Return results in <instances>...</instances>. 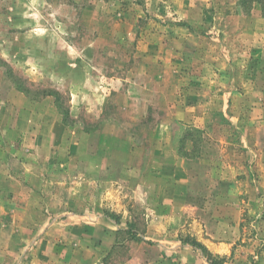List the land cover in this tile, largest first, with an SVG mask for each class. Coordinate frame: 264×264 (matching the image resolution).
Returning <instances> with one entry per match:
<instances>
[{"label":"rangeland","instance_id":"rangeland-1","mask_svg":"<svg viewBox=\"0 0 264 264\" xmlns=\"http://www.w3.org/2000/svg\"><path fill=\"white\" fill-rule=\"evenodd\" d=\"M0 139V264H176L146 191L183 163L241 240L172 239L264 264V0H0Z\"/></svg>","mask_w":264,"mask_h":264},{"label":"crops","instance_id":"crops-1","mask_svg":"<svg viewBox=\"0 0 264 264\" xmlns=\"http://www.w3.org/2000/svg\"><path fill=\"white\" fill-rule=\"evenodd\" d=\"M14 142L16 141L6 139L2 141V139H0L1 167L7 165L5 161H8L9 159L11 160L9 155L13 154V151L4 149L3 147H5L6 144L9 145L10 143H12L11 145L13 146ZM8 163L11 166V161H8ZM1 167V172L5 171L6 173H10V169H7V166L3 167V169H1ZM189 173L190 172L187 165L183 163L181 166H178L177 164L175 170L170 173V177L173 175V182L160 185L154 189L148 188L146 194L151 195L153 193L156 195V203L155 207L148 208L149 211H153V217L151 222H148L147 224L148 229L145 233V238L159 241L165 248H163V250L171 249L172 247L165 244L174 241L175 245L173 247L175 248L176 252L174 253L173 261H177L176 264H210L207 258L198 248L190 244H180L179 238L172 239L174 236V230L178 231L186 228L187 226H191V228H189V232L192 235H195L197 241L205 245V247L211 253L219 254L230 259V256L233 252V246L241 240L240 232L242 228V222L240 218V211L238 210V214L236 215L235 213L234 218H229L228 222H226L227 219H225L223 215L218 213V216L216 217L215 213H211L208 205L204 206V204L199 205L197 203H188L185 194L177 189V185L180 184L185 186L188 184L191 180ZM10 175L11 174H9V176ZM1 177L7 176L3 174ZM25 177L31 178L34 177V174L32 176H27V174H25ZM49 177H51L50 174ZM37 178H39V176ZM43 178H45V176ZM218 190L219 192L217 193H220L222 189L219 187ZM221 193L226 194L224 190H222ZM219 196L220 197L217 199V203L225 204V197H222L221 195ZM103 219L107 225V231L105 234L107 237L106 239H108V236L114 235L113 230L115 228L117 229L118 224L115 223L116 221L114 219ZM100 221V218H96L94 220L95 223ZM121 229H124V227L122 226ZM170 229H172L171 233H169ZM163 250H161L160 257L167 259L171 258L169 256L165 257ZM154 264L169 263H166V261L161 259Z\"/></svg>","mask_w":264,"mask_h":264},{"label":"trees","instance_id":"trees-1","mask_svg":"<svg viewBox=\"0 0 264 264\" xmlns=\"http://www.w3.org/2000/svg\"><path fill=\"white\" fill-rule=\"evenodd\" d=\"M259 2V0H256V2ZM198 249H202L203 253H205L207 260L210 261V257H211V253H209L208 251L204 250L203 247L201 245H197L196 246ZM211 264H215L213 261H211Z\"/></svg>","mask_w":264,"mask_h":264}]
</instances>
